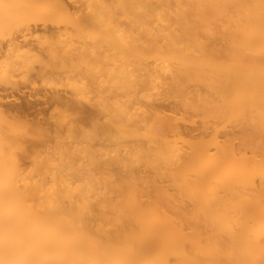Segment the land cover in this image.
I'll return each mask as SVG.
<instances>
[{
    "label": "bare ground",
    "instance_id": "6f19581e",
    "mask_svg": "<svg viewBox=\"0 0 264 264\" xmlns=\"http://www.w3.org/2000/svg\"><path fill=\"white\" fill-rule=\"evenodd\" d=\"M80 2L0 43V86L75 96L51 143L0 93V264H264V0Z\"/></svg>",
    "mask_w": 264,
    "mask_h": 264
},
{
    "label": "rangeland",
    "instance_id": "374dc122",
    "mask_svg": "<svg viewBox=\"0 0 264 264\" xmlns=\"http://www.w3.org/2000/svg\"><path fill=\"white\" fill-rule=\"evenodd\" d=\"M41 1H42V3L39 2L38 4H36L34 6V12L27 13V14H24L22 12L17 13L15 11L14 6L10 7V6L0 5V43H4L10 37H13L15 35H18V34L25 32L29 26H33V27L49 26L51 28H57L58 29L60 27V28L64 29L65 27L71 28V26L74 25V21H73L74 19L71 16L72 14L66 12L63 9L57 10L55 7V5H56L55 3H57V1H65L69 5L75 6V5H79L81 3L80 2L81 0H44V1L41 0ZM50 8L52 9V12H51ZM19 13L22 15H20ZM18 16L21 19L17 18ZM106 23L107 24L109 23L110 25H107ZM118 24H121L122 26L125 24V14L120 10H117L114 18L110 19L108 22L102 23V27H101V24H100V26H97V27H101L100 29L103 28V30H100V32L101 31L103 32L104 30L106 31L107 28H111L112 25L114 27L115 26L118 27L119 26ZM92 29H93L92 31H90L91 28L89 29V31L87 32L88 34L85 33V34H87L85 38L87 40L92 39L91 41H94L95 40L94 37L97 38L96 36L99 33V31L98 32L94 31L97 29L93 28V26H92ZM81 34L80 33L76 34L75 39L77 40V42L84 40L83 39L84 34H82V35ZM89 34H91V35L94 34L96 36H94V35L89 36ZM77 35L78 36L81 35L83 37L82 38H81V36L77 37ZM100 35H102V33H100L99 36ZM89 73L91 76L89 75L90 79L88 80V82H89L88 84H93L94 83L93 76L95 78H97V76L99 75L98 73H100V72H97L96 70L94 72V70H93L91 72L89 71ZM100 74H102V73H100ZM92 80H93V82L90 83V81H92ZM29 84L28 83H27V85L22 84L23 86L21 87V89H17V90L16 89L15 90L6 89V88L0 86V93L2 95V99L5 103V105L11 107V112L13 114L17 115L18 117H21L20 118L21 120L28 121V122H38V123H41L43 126L45 125V128H47V129L49 128L48 130H50V132L48 134L51 137L49 135L46 137L49 138L50 140H48L45 137H44V140L46 139L52 143L54 141L53 140L54 136H56L58 134H61L62 136L68 135V129L63 128V129L59 130L54 125L53 121L55 119V116L57 115V110L61 109V108H65L66 104H64L63 102H56L53 98V94L57 90L58 92H61V94L63 96L67 97V99L72 100L75 98V96L73 95V91H72L71 87H69L68 85H66V83L61 82V81H58V83H56V81L45 82V81H42L39 79H35L34 83H32L30 85ZM89 94L91 95L92 93L89 92ZM87 101L88 100L87 99L85 100V98H81V100H80L81 103L83 102V105L85 106L86 110L91 111L93 109V106H92L91 102H89V101L87 102ZM160 101L161 100H159V102ZM172 101H173V99L171 100V98H170V100H165V101H161V102H163L165 105H172ZM54 111H55V113H54ZM91 118H92V116L90 118L89 117L87 118V122H85L87 125H89V123H91L90 122V121H92ZM197 122H199V121H195L194 124H193V122H190V124H193L192 125L193 127L189 124V122L186 124H183V125H184V127L186 126L187 129L195 128L199 125V123H197ZM37 137H39V136H37ZM34 139H35V137H34ZM36 139H38V138H36ZM105 142L112 144V142H110V141H105ZM100 143H101L100 141H97V140L95 141L96 145H100ZM24 162H25V164H27L28 160H24Z\"/></svg>",
    "mask_w": 264,
    "mask_h": 264
}]
</instances>
